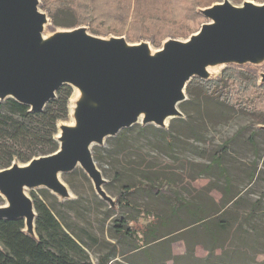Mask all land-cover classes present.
Returning <instances> with one entry per match:
<instances>
[{"label":"water","instance_id":"obj_1","mask_svg":"<svg viewBox=\"0 0 264 264\" xmlns=\"http://www.w3.org/2000/svg\"><path fill=\"white\" fill-rule=\"evenodd\" d=\"M40 2L0 0V103L13 99L41 112L63 86L76 91L69 99L72 121L57 126L58 150L0 170V220H24V232L34 239L37 213L30 190L71 200L61 177L80 167L98 197L118 209L106 192L94 147L135 125L163 129L183 118L179 107L188 100L190 82L216 79L212 71L219 66H264V2L223 0L198 8L207 20L200 30L187 39L167 38L160 49L125 36H98L87 26L46 37L51 17L41 12ZM257 76L264 85V70Z\"/></svg>","mask_w":264,"mask_h":264},{"label":"trees","instance_id":"obj_2","mask_svg":"<svg viewBox=\"0 0 264 264\" xmlns=\"http://www.w3.org/2000/svg\"><path fill=\"white\" fill-rule=\"evenodd\" d=\"M43 9L57 28L87 26L95 35L127 34L132 39L150 37L155 45L165 38L187 39L198 29L205 19L198 8L210 6L217 0H41ZM264 2V0H254ZM62 15L73 20L66 26L59 24ZM101 23V24H100ZM103 26V28H102ZM198 26V27H197ZM257 72L251 69L226 67L219 78L202 81L194 78L187 93L198 90L208 102L232 111L250 115L253 126L264 125V85L258 83ZM73 89L63 86L57 98L49 102L41 112H30L26 105L13 99L0 103V170L7 169L14 162L28 163L39 156H48L58 150L55 137L57 126L68 119L69 99ZM149 126L135 125L125 129L116 137L108 138L109 143L126 148L130 143L141 144ZM157 130V129H156ZM168 145L170 132H162ZM258 131L263 132L264 129ZM162 137V138H163ZM101 147L93 149V156L99 168ZM222 150L217 153V161L205 170H215L222 177V186L211 184L204 189L218 190L222 194L220 202L207 205L204 199L188 198L184 195L173 174L150 176L140 186L126 185L119 194L118 210L109 209V243L105 244L106 254L97 257V264H110L123 258L130 264H181L183 257L173 255L172 246L176 240L186 243L187 253L193 255L195 246L201 243L208 253L223 249L229 243L233 216L231 206L237 204L240 194L231 196V186L227 171L219 161ZM73 173V172H72ZM71 174V173H68ZM68 174L64 175V179ZM87 178V175L84 173ZM65 181V180H64ZM106 189L108 188L105 186ZM41 196L31 192L37 213L36 230L38 239L24 232V220H0V264H93L88 249L89 241L101 245L87 230H75L49 191L41 189ZM142 192L153 196L162 205L160 214L164 217L159 239L151 245L139 241L140 233L135 229L133 219L123 208L135 209L136 204L129 198ZM129 197V198H128ZM54 199V202L51 200ZM77 204L76 200L65 201ZM103 202V201H102ZM100 201V204L102 203ZM0 205L3 199L0 196ZM194 257V256H192Z\"/></svg>","mask_w":264,"mask_h":264},{"label":"rangeland","instance_id":"obj_3","mask_svg":"<svg viewBox=\"0 0 264 264\" xmlns=\"http://www.w3.org/2000/svg\"><path fill=\"white\" fill-rule=\"evenodd\" d=\"M244 1L232 0L237 5ZM40 3L41 12H47L43 9L42 1ZM58 19L61 26L73 21L65 15ZM206 21V19L200 21L195 31L200 30ZM62 28L64 27H55L50 20L44 27V35L47 37L67 29ZM100 36L107 38L125 36L130 43L148 41L154 49H160L163 46L162 41L167 39H163L160 45H155L150 37H140L131 41L127 34L111 33ZM224 67L214 69L212 77L219 78ZM248 69L260 73L264 66ZM186 94L188 100L179 107L184 117L171 120L163 129L150 127L144 133L141 144L137 141L130 143L126 148H120L117 144L105 142L100 151L99 169L107 181L106 192L113 199H118L124 190L123 186L134 184L143 188L141 185L146 183L145 178L170 173L174 175L180 185L179 189L186 197L201 198L207 205H212L214 201L220 202L222 194L216 189L210 191L204 189L211 184L222 186V177L215 170L207 173L202 170L212 165L213 160L217 161L216 154L222 150L219 161L227 171L232 184L231 196L240 194L237 204L230 207L234 221L229 243L211 254L199 243L195 246L192 257L187 253L186 243L179 239L172 246L173 255L183 257L181 264H264V131L260 132L253 126L250 115L212 104L205 99L206 97L201 96L198 90ZM75 95L76 91L73 90L71 98ZM71 121L69 112L68 119L59 125ZM156 129L171 133L172 138L168 140L171 145L166 143L162 133ZM61 179L72 193L71 200L78 203L69 204L70 202L61 201L52 193L50 195L52 194L58 203H67L65 207L57 208L67 217L75 230L85 229L101 241V245L89 241L92 246V249H88L89 257L93 264H97V257L106 254L105 244L111 241V233L108 230L110 220L107 221L105 215L112 208L109 203L102 202L98 197L92 182L84 176L80 167L68 174L65 179L64 176ZM41 189L30 190L28 194L30 196L31 192H34L41 196ZM51 201L54 202V199ZM129 201L134 202L138 210L123 208L122 213H127L134 220L132 225L140 233L139 241L151 245L160 237L164 222V217L160 214L162 205L152 195L145 196L138 191L129 198ZM115 211L119 212L118 209ZM110 264L130 263L117 257Z\"/></svg>","mask_w":264,"mask_h":264},{"label":"bare ground","instance_id":"obj_4","mask_svg":"<svg viewBox=\"0 0 264 264\" xmlns=\"http://www.w3.org/2000/svg\"><path fill=\"white\" fill-rule=\"evenodd\" d=\"M44 40H45V39H44ZM73 100H74V99H73ZM73 100H72V101H73ZM139 120H142V118H139ZM61 135H62V133L59 134V137H61Z\"/></svg>","mask_w":264,"mask_h":264}]
</instances>
